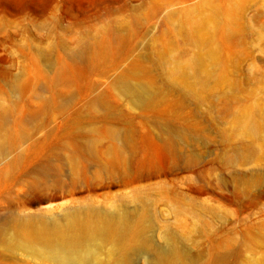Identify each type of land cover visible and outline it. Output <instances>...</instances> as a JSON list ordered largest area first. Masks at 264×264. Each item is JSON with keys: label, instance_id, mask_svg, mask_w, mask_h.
<instances>
[{"label": "rangeland", "instance_id": "374dc122", "mask_svg": "<svg viewBox=\"0 0 264 264\" xmlns=\"http://www.w3.org/2000/svg\"><path fill=\"white\" fill-rule=\"evenodd\" d=\"M119 76L149 86L158 103L133 104L116 87ZM215 87L218 90L211 92ZM95 96L101 97V106L92 102ZM49 99L55 100L56 107L41 106ZM258 104L264 110V0H0V105L5 111L0 121L8 131L23 126L28 135L22 145L0 154V170L16 156L20 159L12 173L24 166L59 162L65 155L61 142L82 140L73 131L77 116L127 134L130 144L124 149L133 163L149 153L156 160V167L141 169L147 176L129 184L123 176L122 180L106 179L103 185L78 184L75 189L58 191L55 198H47L55 194L49 185L30 191L24 175L15 181H1L0 212L10 208L30 214L60 212L72 200L85 204L87 199L105 206L121 205L120 196L129 199L134 189L142 188L139 196L150 194V217L157 225L153 239L162 246L165 224L171 222L176 233H188L177 223L183 216L170 215L165 194L157 190L175 186L218 210L235 211L230 223L236 230L218 231L222 237L239 238L246 222L259 225L264 241V195L251 206H240L223 195L246 186L218 183L219 177L229 178L232 169L240 174L264 169L260 153L249 155L246 163L234 160L227 169L224 158L231 152L221 149L225 142L217 133H202L199 140L206 141L213 151L202 156L194 170L182 166L169 169L163 151L149 136V131H156L154 119L158 117L173 116L177 124L188 121L196 129L214 119L216 126L223 128L236 113ZM248 112L257 115L260 111ZM32 113L36 115L31 117ZM214 152L222 157L211 165L208 160ZM202 168L205 180L197 181L205 187L194 191L187 178ZM62 173H67L66 167ZM50 176L55 178L54 173ZM13 201L17 203L11 205ZM188 218L198 230L189 233L187 248L201 256L174 264H264V244L251 250L248 245L240 246L244 257L236 260L213 259L209 239L203 234L230 223L209 212L197 211ZM108 247L99 252L98 264H113ZM0 264L43 263L21 251L2 250ZM131 264L155 263L146 252L136 254Z\"/></svg>", "mask_w": 264, "mask_h": 264}, {"label": "bare ground", "instance_id": "6f19581e", "mask_svg": "<svg viewBox=\"0 0 264 264\" xmlns=\"http://www.w3.org/2000/svg\"><path fill=\"white\" fill-rule=\"evenodd\" d=\"M118 90L127 96L131 102L138 106H151L157 104V99L152 89L144 84L133 82L119 76L115 80ZM16 96L20 91L15 87ZM218 90L212 88L211 92ZM197 93L193 92V95ZM92 102L97 106L102 105L101 97L95 96ZM198 106L199 101L195 100ZM56 107L54 99L43 101L42 105ZM250 109H258L256 115L249 113ZM4 109L0 105V119ZM36 114H30L31 117ZM95 120L77 116L74 120L73 131L76 136H81L80 142L60 143V150L65 155L59 157V162L54 164L42 163L33 167L24 166L16 173L20 157L9 159L5 167L0 170L1 181H15L20 176L29 179L30 191L38 190L42 185L51 186L55 194L47 198H55L64 188L75 189L78 184L86 186L103 185L106 179L109 181L120 178L125 184L135 179L144 178L148 173L141 169L145 166L156 167V160L151 153L144 154L134 163L127 156L124 147H129V136L116 128L94 125ZM187 121V119H184ZM156 131H149L150 140L158 146L166 157L167 167L175 169L180 166L194 170L201 162L202 156L210 153L212 148L206 141H200L202 133H217L225 142L221 149L230 150L231 154L225 156L224 166L229 169L232 162L246 163L249 155L260 153L264 157V110L260 104L247 106L236 113L227 121V125L219 128L215 120L211 119L207 126L192 128L191 124H177L176 118L158 117L154 119ZM28 135L23 126L15 131L3 128L0 121V154H5L11 149L22 145ZM120 142V145L118 142ZM130 152V151H129ZM245 152L246 154H243ZM208 160V163L217 164L222 157L218 152ZM160 165V162H157ZM64 167L67 173H62ZM157 171V169H154ZM50 173L55 178H51ZM149 173H154L150 171ZM229 178L222 176L218 183L226 182L243 183L246 189L235 190L230 195H223L230 201H236L240 206H251L258 198L264 195V169L257 173L249 172L240 174L232 169ZM205 169H196L195 176L187 178L188 187L199 191L205 187ZM197 180H202L201 183ZM6 183V182H4ZM46 187V186H45ZM143 187V186H142ZM252 188V189H251ZM142 189V188H141ZM138 188L135 193L126 199H122L121 205L105 206L104 203H94L87 199L85 204L71 201L64 204L60 212H40L38 214L25 213L10 208L7 212H0V256L2 250L21 251L26 257L38 259L39 263L55 264H98L97 259L101 249L108 245V256L113 259V264H131L136 254L148 253L155 264H174L175 261H183L189 258H198L201 253H192L187 248L191 241V230L197 231L195 223L188 216L209 212L212 215L219 214L230 223V214L235 211L218 210L214 205L206 204L198 198H191L182 193L175 186L159 187L158 191L164 193L165 204L171 206L169 214L182 215L177 219L180 226H185L186 232L176 233L171 227V222L162 226L166 230L164 245L159 246L153 239L156 223L150 217L149 195L139 196ZM144 190V188H143ZM138 191V193H137ZM132 202V205H129ZM17 203L16 201L11 202ZM157 204V202H154ZM6 211V210H5ZM224 222V221H223ZM245 230L240 237L231 235L222 237L218 231L236 230L233 223L208 230L204 236L209 239L210 254L215 260L233 259L244 257L238 250L242 245H248L256 249L264 244L258 231V224L243 222ZM258 225V226H257ZM244 238H247L246 240ZM204 245V244H202ZM252 256V254H250ZM253 258H255L253 256Z\"/></svg>", "mask_w": 264, "mask_h": 264}]
</instances>
